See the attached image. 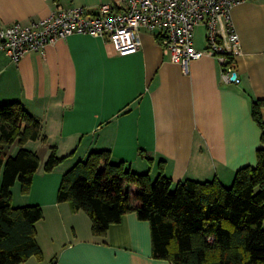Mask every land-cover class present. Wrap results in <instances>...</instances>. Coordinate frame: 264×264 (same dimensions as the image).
Here are the masks:
<instances>
[{
    "label": "crops",
    "instance_id": "1",
    "mask_svg": "<svg viewBox=\"0 0 264 264\" xmlns=\"http://www.w3.org/2000/svg\"><path fill=\"white\" fill-rule=\"evenodd\" d=\"M124 2L0 0V27L48 16L57 5L92 13L100 4L118 10ZM231 17L239 36L232 58L239 83L227 82L208 55L183 70L171 61L162 31L145 27L139 50L126 55L103 37L77 33L18 62L0 52V104L19 102L41 121L45 137L24 143L40 161L29 192L22 193L19 182L11 188L13 206L40 205L43 211L36 223L41 256L19 264H171L153 257L150 224L135 212L98 238L88 215L59 202L57 191L63 173L92 150H109L114 162L151 179L162 171L174 183L217 179L228 187L236 170L255 165L261 127L251 105L262 102L264 124V0L235 4ZM204 35L205 29L202 40L194 36L197 49L205 47ZM52 148L63 159L46 172ZM18 149L14 142L8 155Z\"/></svg>",
    "mask_w": 264,
    "mask_h": 264
},
{
    "label": "trees",
    "instance_id": "2",
    "mask_svg": "<svg viewBox=\"0 0 264 264\" xmlns=\"http://www.w3.org/2000/svg\"><path fill=\"white\" fill-rule=\"evenodd\" d=\"M261 101L251 105L261 127L256 164L236 170L230 186L219 180L185 179L174 183L162 171L155 179L114 162L109 150H92L62 176L57 200L73 211L85 212L91 232L104 238L111 224L135 212L150 224L152 255L171 264H264V124ZM41 121L19 102L0 104V264L40 258L36 223L40 205H12V186L29 192L40 161L25 148L42 139ZM19 149L8 155L14 143ZM63 158L55 148L43 164L53 170Z\"/></svg>",
    "mask_w": 264,
    "mask_h": 264
},
{
    "label": "built area",
    "instance_id": "3",
    "mask_svg": "<svg viewBox=\"0 0 264 264\" xmlns=\"http://www.w3.org/2000/svg\"><path fill=\"white\" fill-rule=\"evenodd\" d=\"M241 1L244 0H125L118 10L103 3L92 13L81 6L57 5L48 16L0 27V52L18 62L30 52L42 51L45 46L77 33L103 37L119 54L126 55L139 50V29L145 27L162 31V42L171 61L183 70H188L191 61L208 55L223 67L227 82L239 83L241 79L232 64L239 36L231 10ZM198 25L205 29L202 49L194 46V29Z\"/></svg>",
    "mask_w": 264,
    "mask_h": 264
},
{
    "label": "rangeland",
    "instance_id": "4",
    "mask_svg": "<svg viewBox=\"0 0 264 264\" xmlns=\"http://www.w3.org/2000/svg\"><path fill=\"white\" fill-rule=\"evenodd\" d=\"M204 34V27L202 26H197L194 29V36L198 39V40H202V36ZM152 179H155V177H152ZM19 184V183H17Z\"/></svg>",
    "mask_w": 264,
    "mask_h": 264
}]
</instances>
